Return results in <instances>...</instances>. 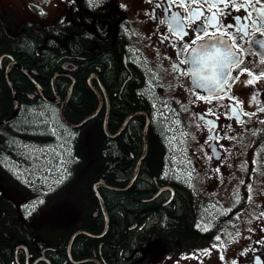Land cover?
Segmentation results:
<instances>
[{"label":"flooded vegetation","instance_id":"flooded-vegetation-1","mask_svg":"<svg viewBox=\"0 0 264 264\" xmlns=\"http://www.w3.org/2000/svg\"><path fill=\"white\" fill-rule=\"evenodd\" d=\"M5 1L0 0V38L16 39L32 31L42 33L46 37L45 50L70 56L73 63L77 57L72 47L77 37L90 39L86 53L100 49L113 34L125 41L124 65L126 68L136 67L143 82L138 90L139 95L146 100V108L138 110H144L151 117L150 125L157 122L166 132L167 141L170 136L177 137L193 169L190 180H177L171 175L172 171L169 174L167 165V173L161 175L164 183L158 191L166 189L154 200L164 196L161 203L167 206L178 190L187 199L195 219L197 239L176 236L166 242L190 241L205 250L211 249L214 253L212 264H264V216L261 215L264 213V111H260L264 108V78L252 86H246L245 82L252 77L246 71L241 74L244 69L252 71L254 75L264 71V64L259 63L264 59V49L237 38L238 44H244L246 53L244 62L232 69L230 75L239 79H230V88H226L221 98H215L211 91L198 88L193 76L186 74L191 73L195 66L180 63V60L187 58L182 47L193 34L190 33L182 41L171 37L167 25L160 22L164 17L163 10L156 7L159 0H93L91 4L90 0H12L22 7V16L25 18L17 25L9 21L3 8ZM262 5L264 0L260 4L254 3L253 7ZM38 6L45 11L35 13L32 7ZM30 15L43 20L53 19V22L40 24L27 19ZM236 15L244 16L246 13L243 10L230 11L221 18V22L232 24ZM7 25L17 29L16 36L11 34ZM251 31L255 33L254 29ZM261 32H264V25L261 26ZM166 35L169 36L168 40L164 39ZM255 35L264 39L261 33ZM49 38L58 43L50 46L47 41ZM88 84L96 94L98 104L97 91L100 93V111L104 110L106 117L108 106L111 110V99L106 87L100 78L92 79L94 88L89 78ZM198 96L206 99H198ZM207 97L212 98L211 102ZM140 115L145 117L146 124L147 116ZM125 120L116 131L108 126L110 134L115 135ZM103 132L107 138H116L122 133L109 136L104 123ZM212 198L220 199L219 204L228 205L230 201L231 204L209 220L203 214L207 212L206 206L213 208L215 203ZM97 212L99 215V210ZM3 214V207L0 206V241L13 242L15 248L9 264H53L50 254L55 252V248L38 238H32L31 241L17 240V237L24 235L23 230L19 228L16 233L14 224L11 232L2 229ZM19 215L22 221L24 209L20 206ZM98 260L101 264H108L105 260Z\"/></svg>","mask_w":264,"mask_h":264},{"label":"trees","instance_id":"trees-1","mask_svg":"<svg viewBox=\"0 0 264 264\" xmlns=\"http://www.w3.org/2000/svg\"><path fill=\"white\" fill-rule=\"evenodd\" d=\"M44 39V34L35 31L16 39L0 38V121L10 117L14 111V97L4 68L11 57L31 72L45 92L53 96L51 78L55 72L62 70L63 61L70 60V56L45 50ZM89 40L84 36L77 37L72 47L78 67L73 72L76 82L66 107V116L72 122H79L95 112L98 99L88 84V78L92 73H97L111 99L108 126L116 131L130 113L146 108V100L138 90L143 84L142 77L136 67L126 68L124 65L125 41L118 35L113 34L100 49L86 53ZM47 41L50 46L58 43L52 38ZM10 74L19 100V114L13 122L0 127V179L21 188L20 181L2 162L1 152L4 149L9 151L8 146L26 142L51 144L56 135L44 115L32 110L34 105L43 102L40 95H35L33 99L29 97L31 93H36L33 82L19 68L13 67ZM70 84L68 76L57 78V90L62 97L66 96ZM104 117L103 110L84 126L70 128L73 133L72 152L65 161V177L43 194L41 208L44 210L59 208L62 203L71 205V212L74 213L71 223L23 224L18 206L0 195V206L4 210L1 228L11 232L14 224L15 232L18 233L20 228L24 234L17 240L38 238L50 243L55 248V252L50 254L53 264H75L69 260L67 252L75 230L81 228L98 234L104 229L105 219L93 189L94 184L103 179L110 185H127L142 154L143 115L133 117L116 138L104 135ZM156 123L152 122L149 127L147 155L132 186L123 191L100 188L110 218L107 233L102 238L78 235L71 249L74 259L95 256L108 264H141L138 262L142 256L141 250L152 233L158 234L164 241L176 236L197 239L195 219L187 199L178 190L167 206L161 203L164 196L146 202L164 183L161 175L169 156L166 132ZM60 208V214L64 216L65 207ZM98 210L99 215L95 216ZM14 249L13 242L0 241V264H9Z\"/></svg>","mask_w":264,"mask_h":264},{"label":"rangeland","instance_id":"rangeland-1","mask_svg":"<svg viewBox=\"0 0 264 264\" xmlns=\"http://www.w3.org/2000/svg\"><path fill=\"white\" fill-rule=\"evenodd\" d=\"M3 5L9 21L16 23L15 25L25 21V18L22 16V7L16 2L6 0L3 2ZM32 10L40 14L44 9L38 6L32 7ZM27 19L36 20V22L40 24H49L53 22V19L46 20L44 18L45 20H43L34 17V15L28 16ZM7 26L11 34L16 36L18 32L17 29L9 25ZM135 48L134 51H136ZM132 56L134 57V53ZM32 110L41 112L44 115L45 119L52 126L56 139L51 144L38 145L26 142L8 146L9 151H5L4 149V151L1 152L2 162H5L10 171L22 181V184L27 190L14 187L4 182L3 179H0V192L16 204L22 201L20 206L24 209V216L30 223H62L66 225L69 224L67 223L70 222L69 219H73L71 205L64 203L60 205L64 206L66 210L64 216H61L60 210L62 208H60V206L59 208L44 210L41 208L40 204L43 201V194L61 182L65 177V161L72 152L73 133L69 127L61 122L57 107L43 101L34 105ZM172 139L176 140L177 137L172 138L170 136L167 141L170 150L167 163L169 174L172 171L171 175L175 177L174 179L190 180L193 175V169L188 164L187 153L184 148L179 145L178 139L177 141H173ZM40 195L42 197H40ZM212 199L215 203L213 208L206 206L207 212L203 214L208 217L209 220L212 216L219 215L222 212L221 209L224 210V208H227L231 204L230 201L228 205H223L221 203L220 205V199ZM24 201L25 203H23ZM186 242L187 241H178L170 243L163 241L158 236H149L146 245L142 248L143 255L138 262L141 264L213 263L214 253L210 251L211 249L205 250L195 242Z\"/></svg>","mask_w":264,"mask_h":264},{"label":"snow or ice","instance_id":"snow-or-ice-1","mask_svg":"<svg viewBox=\"0 0 264 264\" xmlns=\"http://www.w3.org/2000/svg\"><path fill=\"white\" fill-rule=\"evenodd\" d=\"M92 2L90 0V4ZM254 3L260 4L261 0H159L156 4L157 8L163 10L164 18L160 22L167 25L171 37L182 41L190 33L193 34L190 41L182 47L187 58L180 60V63L194 65L192 72L186 74L193 76L198 88L211 91L215 98H221L226 88H230V79H239L230 75L232 69L244 62L246 53L244 44H238L237 38L264 49V39L255 35L261 33L264 36V32H261V26L264 25V5L253 7ZM241 10L246 15L234 16V23L221 22V18L228 12ZM164 39L168 40L169 36H164ZM259 63L264 64V59ZM245 71L252 77L245 82L246 86H252L264 78V71L254 75L252 71L244 69L241 74ZM197 98L206 99L199 96ZM207 99L211 102L212 98ZM255 99L254 95L253 100ZM260 111H264V108ZM261 215L264 216V213ZM204 230L207 231V227ZM216 239L219 240L220 237L217 236Z\"/></svg>","mask_w":264,"mask_h":264},{"label":"water","instance_id":"water-1","mask_svg":"<svg viewBox=\"0 0 264 264\" xmlns=\"http://www.w3.org/2000/svg\"><path fill=\"white\" fill-rule=\"evenodd\" d=\"M13 66L18 67L19 69H21L26 74V76L36 86V89H37L36 93H38L42 97L43 100H45L47 103H50V104H53V105H59V116H60V119L62 120V122L64 124H66L69 127L78 128V127H81V126L85 125L87 122H89L90 120L94 119L97 116V114L99 113V111L101 110V108H102V97H101L100 93L96 90L97 94L99 95V101H100V104H99L97 110L93 114L85 117L80 122H72V121H70L67 118L65 111H66L67 104H68V102H69V100L71 98V95H72V92H73V88H74V85H75V82H76V79H75V77L73 75V72L77 69V65L75 63L71 62V61H66L62 65V70H59V71L54 73L53 77L51 78L52 93L56 97V98H54V97L50 96L49 94H47L45 92V90L42 88V86L40 85L38 80L32 75L31 72H29L23 65L19 64L16 60L13 59L6 66L5 74H6V79H7L8 85H9V87L11 89V92L13 94V97H14V102H15L14 111L11 114L10 117L0 121V127H3L5 125L13 122L16 119L18 113H19L18 96H17V92H16V89L14 87V84H13V81H12V78H11V74H10L11 68ZM62 76H68V77H70L72 79V82H71V84H70V86L68 88L67 94H66V96L64 98L59 94V92L57 90V85H56L57 78L58 77H62ZM93 78L98 79L97 73H93L90 76L89 82H90L91 85H92V79ZM194 84L196 85V81L195 80H194ZM93 88H94V86H93ZM36 93L30 94L29 95L30 98H33ZM109 113H110V107L108 106L107 114H106L105 121H104V129H105V132L109 136H113V137L118 135L119 133H121L124 130V128L126 127L127 123L130 121V119H132L134 116L139 115V114H145L147 116V122H146V125H145V128H144V131H143V151H142V154H141V156H140V158H139V160H138V162L136 164L133 177H132V179L130 180V182L127 185L121 186V187L114 186V185L108 184L103 179H100L98 182H96L94 184V191H95L96 197L99 200L101 211H102V213L104 215V218H105V227L102 230V232L98 233V234L92 233V232L84 230V229H78L72 234V236H71V238L69 240V243H68L67 252H68L69 260L71 262L75 263V264L84 263V262H97L98 264H101L100 260H98L95 256L87 257V258H83V259H79V260L74 259L72 254H71L72 243L75 240V238L78 235H81V234L87 235L89 237H95V238H102L103 236H105V234L107 233L108 228H109L110 218H109L108 211L106 209L105 201H104V199H103V197H102V195L100 193V188H109V189L120 190V191L129 189L132 186V184L134 183V181L136 180V178H137V176L139 174V171H140V167H141L142 161L146 157L147 151H148V129H149V125H150L151 120H150V117L148 116V114L144 110H136V111L132 112L126 118L125 123L122 126V128L115 135L110 134V132L108 131ZM165 189L166 188H161L152 198H150V199H148L146 201L154 200Z\"/></svg>","mask_w":264,"mask_h":264},{"label":"bare ground","instance_id":"bare-ground-1","mask_svg":"<svg viewBox=\"0 0 264 264\" xmlns=\"http://www.w3.org/2000/svg\"><path fill=\"white\" fill-rule=\"evenodd\" d=\"M16 68H18V67H16ZM21 70V69H20ZM26 75V74H25ZM36 87V86H35ZM18 102H19V100H18Z\"/></svg>","mask_w":264,"mask_h":264}]
</instances>
